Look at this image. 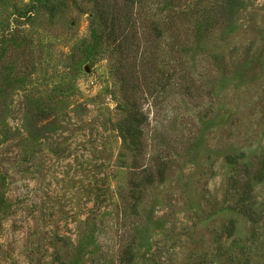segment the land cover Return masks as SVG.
Masks as SVG:
<instances>
[{
  "label": "rangeland",
  "instance_id": "1",
  "mask_svg": "<svg viewBox=\"0 0 264 264\" xmlns=\"http://www.w3.org/2000/svg\"><path fill=\"white\" fill-rule=\"evenodd\" d=\"M62 1L0 2V51L33 61L0 114V264H264V0H190L135 144L89 2Z\"/></svg>",
  "mask_w": 264,
  "mask_h": 264
},
{
  "label": "trees",
  "instance_id": "2",
  "mask_svg": "<svg viewBox=\"0 0 264 264\" xmlns=\"http://www.w3.org/2000/svg\"><path fill=\"white\" fill-rule=\"evenodd\" d=\"M5 0H0L3 2ZM92 8V32L94 54L107 53L115 56L112 70L120 81L119 91L125 97L126 103L121 108L123 115L119 122L123 136L128 142L135 144L138 141V117L135 116L137 102L129 99L135 97L142 82L153 79L154 67L159 64L161 53L171 58L172 52L164 50L157 42L164 35H181L185 30L182 22L184 14L190 9V0H87ZM221 3L234 0H216ZM63 4L59 0L50 7L52 17H55ZM208 15L200 7V14L191 16L194 23L191 33L200 30L199 20ZM200 18V19H199ZM190 20V17L188 18ZM169 33V34H167ZM20 39L10 51L5 48L0 51V114L3 112L5 99L15 82H21L30 72L31 59L27 50L25 36ZM21 37V38H22ZM165 52H164V51ZM154 68V69H153ZM158 68V67H157ZM151 72V73H150ZM142 73L141 82H138ZM35 106H28L31 111ZM263 166V167H262ZM264 173V160L257 171Z\"/></svg>",
  "mask_w": 264,
  "mask_h": 264
}]
</instances>
